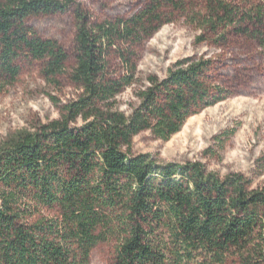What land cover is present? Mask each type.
I'll list each match as a JSON object with an SVG mask.
<instances>
[{
	"label": "trees",
	"instance_id": "1",
	"mask_svg": "<svg viewBox=\"0 0 264 264\" xmlns=\"http://www.w3.org/2000/svg\"><path fill=\"white\" fill-rule=\"evenodd\" d=\"M75 1L0 0V92L23 59L58 83L68 55L30 20L69 9L76 21L69 78L81 91L60 119L0 140V264H89L91 251L110 240L111 264H264V188L240 174L220 178L199 162L160 164L131 152L140 132L167 141L197 110L221 101L201 81L204 63L181 61L165 80L149 78L130 116L114 108L133 82L131 48L163 24L165 9L191 10L201 30L230 28L264 52V0L250 7L206 0L195 12L187 0H152L132 17L96 24ZM111 54L125 74L110 73Z\"/></svg>",
	"mask_w": 264,
	"mask_h": 264
},
{
	"label": "rangeland",
	"instance_id": "2",
	"mask_svg": "<svg viewBox=\"0 0 264 264\" xmlns=\"http://www.w3.org/2000/svg\"><path fill=\"white\" fill-rule=\"evenodd\" d=\"M152 0H76L89 22L129 18L142 11ZM240 7L261 4L260 0H229ZM189 9H201L206 0H187ZM190 12L165 9L163 24L152 36L135 47L132 64L133 82L115 99V107L130 116L138 106V93L149 86L153 77L167 78L178 62H202L204 86L221 101L187 118L179 132L169 140L155 137L151 130L133 138L134 155L149 154L158 163L185 164L199 162L207 172L220 178L240 174L250 181L252 189L264 188V52L258 43L231 29L205 32L189 19ZM38 35L57 41L68 55L66 71L58 83L46 82L42 64L23 59L16 81L0 92V140L9 134L32 130L60 119L65 105L76 100L81 91L70 80L75 65L76 21L73 9L39 16L30 20ZM112 75L125 74L116 54L109 57ZM161 98V95L160 97ZM196 110V109H194ZM82 121L78 120L77 125ZM44 217L54 210H42ZM116 241L97 245L89 264H111Z\"/></svg>",
	"mask_w": 264,
	"mask_h": 264
}]
</instances>
